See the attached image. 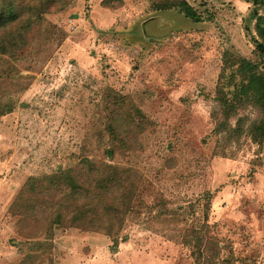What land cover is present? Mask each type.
<instances>
[{"label":"rangeland","instance_id":"1","mask_svg":"<svg viewBox=\"0 0 264 264\" xmlns=\"http://www.w3.org/2000/svg\"><path fill=\"white\" fill-rule=\"evenodd\" d=\"M20 1L18 19L30 16L22 43L15 55L0 52V264L28 257L31 264H149L151 255L160 264H194L182 236L202 222L228 245L219 260L264 264L261 153L247 133L214 131L212 101L225 49L264 70L249 18L254 8L264 11V0H186L199 14L195 22L176 10L154 13L150 0H62L61 8ZM106 86L152 123L140 134V150L111 158L140 173L117 235L130 245L114 254L112 244L97 241L81 261L84 247L74 237L63 243L64 231L53 239L22 237L9 208L28 177L73 163L83 146L105 158L94 137L85 145L83 139L102 130ZM242 114L247 122L255 116L249 108Z\"/></svg>","mask_w":264,"mask_h":264},{"label":"trees","instance_id":"2","mask_svg":"<svg viewBox=\"0 0 264 264\" xmlns=\"http://www.w3.org/2000/svg\"><path fill=\"white\" fill-rule=\"evenodd\" d=\"M150 1L149 9L154 13L176 10L192 22L200 20L199 14L186 0ZM250 1L258 6L263 3V0ZM61 2L37 0L36 5L66 6V2ZM20 3V0H0L1 53L15 55L29 25L30 16L25 12L20 13L24 16L23 21L18 19ZM103 3L108 4L109 0ZM249 18L254 19L258 35L254 40L255 47L262 54L264 11L258 12L254 8ZM14 19L16 27L11 28L8 25ZM3 28H6L5 32ZM212 101L214 131L237 137L247 133L257 145L264 165V70L257 62L225 49ZM248 108L255 116L247 122L248 116L239 115V111ZM99 111L102 130L84 136L83 144L90 143L94 137L96 148L102 146L103 154L109 160L89 153L83 146L73 163L50 173L28 177L9 208L12 215L18 216V234L27 240L41 233L53 239L57 233L72 228L100 233L111 240L112 246L117 245V235L133 207L141 180L136 168L113 163L111 158L140 150V134L150 127L152 120L125 94L108 86L104 89ZM231 117L235 118L233 124L230 123ZM182 243L190 247L194 264H225V257L219 260V256L228 245L210 234V225L206 222L187 229ZM33 260L28 257L20 262L31 264Z\"/></svg>","mask_w":264,"mask_h":264},{"label":"crops","instance_id":"3","mask_svg":"<svg viewBox=\"0 0 264 264\" xmlns=\"http://www.w3.org/2000/svg\"><path fill=\"white\" fill-rule=\"evenodd\" d=\"M59 237L62 238L63 243H66L67 245H69V243L74 240L72 237L77 239V241H80L81 246L84 247V249H83L84 252L82 253L83 256L81 257V259H82L81 261H85L91 257L90 255L92 253V248L96 247V245H94V243H96L97 241H102V244L105 243L106 245H108V244L111 245V240L105 235H102L100 233H91V232L79 231L77 229H71V230H67V231L64 230L63 235H60ZM129 240H130V238L126 235L119 237L117 245L115 246L114 249H112L111 252H114V254H116L118 252L122 253L120 250L118 251L117 248L120 249L121 245L123 247H124V245H130ZM87 247L89 248L90 254L86 253ZM163 249L168 250L167 244L164 245ZM129 252H130L129 249H126V251L123 252L124 253L123 256L125 258H129V256L126 257L127 254H129ZM67 253H69V252H67ZM64 255H66V258H67V256L68 257L70 256L69 254H65V253H64ZM71 257H72V255L69 258H71ZM160 261H163V260H160L159 257H155L154 255L148 256V259H147V262L149 264H160ZM77 262L78 261H76V262L74 261V263H77ZM68 263H70V260L67 262L66 260L62 259V261L59 264H68Z\"/></svg>","mask_w":264,"mask_h":264},{"label":"built area","instance_id":"4","mask_svg":"<svg viewBox=\"0 0 264 264\" xmlns=\"http://www.w3.org/2000/svg\"><path fill=\"white\" fill-rule=\"evenodd\" d=\"M70 26H71V28L73 27V25H71V24H70Z\"/></svg>","mask_w":264,"mask_h":264}]
</instances>
